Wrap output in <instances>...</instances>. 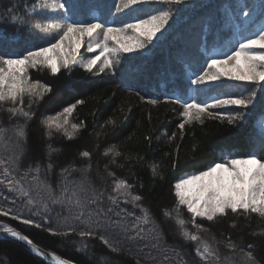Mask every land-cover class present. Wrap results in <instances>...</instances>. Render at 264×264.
<instances>
[{
	"label": "snow or ice",
	"instance_id": "1",
	"mask_svg": "<svg viewBox=\"0 0 264 264\" xmlns=\"http://www.w3.org/2000/svg\"><path fill=\"white\" fill-rule=\"evenodd\" d=\"M184 2L186 0H119L114 5L115 11L121 13L128 10L129 17L115 21L102 19L100 16L77 18L70 13L68 0H24L22 7L13 0V3L0 11V40L7 35V29H11L13 33H22L25 29L34 30L47 38L43 45H31L18 52L0 51V110L9 113L10 117H23L25 120L34 117L32 105L43 100L53 88L40 79H33V70H47L55 76L62 69L71 72L73 66L79 65L88 73H93L94 70L99 73L115 72L123 54L149 50L148 46L158 39V34H163L173 17L171 6ZM145 5L159 7L140 14ZM45 11L52 14L51 19L45 22L34 19L38 13ZM243 15L247 17L249 12L246 11ZM94 34L98 42L95 49L89 45V51L99 50L100 55L84 59L80 57V50ZM259 50H264V25L236 40L233 47L222 53L223 58L209 56L205 59L201 71L195 73V79L191 80V84L202 86L200 92L203 98L197 95L175 99L172 96L166 97V102L178 104L182 108L179 115L183 119L178 124L181 139L186 125L197 122L203 124L205 117L214 116L226 120L229 125L244 120L243 110L253 104L257 89L264 90V51ZM231 81L244 82V89L250 91L245 95L243 90H231ZM25 97L28 98L27 106ZM147 102L152 105L159 103L156 99H148ZM83 103V100H77L55 114L43 115L40 123L45 135L51 138L53 133L58 132L68 139L74 138L86 125L83 121L71 123L70 117L77 105ZM233 107L240 110L216 113L210 111ZM115 124L116 121L109 118L101 128ZM260 128L259 148L251 147L242 154L221 151L203 170L184 173L172 184L175 204L171 210L163 209L162 215L166 220L174 221L181 241L195 245L194 260L186 258L189 253L179 244L167 242L160 223L151 209L143 203L144 198L133 191V185L126 179H113L111 190L92 183L88 178L92 168V154L89 151L80 153L81 157L89 161L83 167L77 168L75 164H69L60 169L58 194L51 184L39 178L42 172L53 169L51 161L45 166L37 161L22 170L20 165L27 140L25 125L16 124L11 128L0 125V184L9 193L21 198L29 211L35 207L33 215H42L43 220L49 219L52 205H60L66 209L67 216L58 214V219L63 222V230L52 227L46 230L53 236L77 235L80 241L76 251L85 256L91 255L86 239L98 238L115 254L126 250L128 245L135 246L144 254L137 258V264H140V259H143L144 264H259L253 256V245L238 247L231 236L217 240L210 229L197 223V219L213 225L228 219L230 213L245 219L255 214L264 219V121H261ZM145 139L151 143L150 136ZM175 139L176 133L173 132L168 140L172 142ZM46 147L49 157L57 151L50 144ZM179 147L176 145L172 168H176L179 163ZM197 149L198 145L193 144L191 151L196 152ZM103 155H110V163L117 164V158L122 153L116 145H111ZM125 159L130 161L132 157L127 156ZM149 168L153 180L163 179L164 169L160 164L153 162ZM104 169L108 176H115L114 172L108 170V164L104 165ZM77 171L81 173V179H69L71 173ZM30 174H34L31 179ZM122 202L130 204L133 210L122 207ZM181 209L190 214V221L183 218ZM0 215L12 216L25 225L42 227V222L24 218L19 210L14 212L13 209L0 206ZM189 223L191 229L188 227ZM230 226L236 227L235 220ZM0 232L5 234V238L11 237L24 242L35 256L46 260L48 264H73L56 252L41 249L32 239L9 225L0 223ZM252 235H264V229L253 232ZM221 245L230 255L221 251ZM100 259L104 260L106 257L101 256Z\"/></svg>",
	"mask_w": 264,
	"mask_h": 264
},
{
	"label": "trees",
	"instance_id": "2",
	"mask_svg": "<svg viewBox=\"0 0 264 264\" xmlns=\"http://www.w3.org/2000/svg\"><path fill=\"white\" fill-rule=\"evenodd\" d=\"M15 2L21 7L24 4V0H15ZM11 3L13 0H0V11ZM117 3L119 0H68L71 6L70 13L77 18L88 19L91 16L102 18L101 15L108 11L111 4L109 14L102 19L117 21L128 19V10L121 13L115 11L114 5ZM262 5L264 0H186L180 5H172L173 17L169 24L163 30V34H158V39L148 46L149 50H146L149 55L145 60L148 61L146 68L130 74L131 77L123 74L131 71L129 69L126 71L121 64L117 66L115 72L103 73L96 70L88 73L79 65L73 66L71 72L62 69L55 76L47 70L40 72L33 70L31 72L33 79H40L53 88V91L43 100L32 105L34 117L31 120L10 117L9 113L0 110V125L7 128L16 124L25 125L27 140L24 144L25 154L20 165L21 169H26L29 164L34 165L37 161L42 166L51 161L54 165L53 169L42 172L39 178L51 184L58 194L61 180L60 169L69 164H75L77 168L83 167L89 161L81 157L80 153L89 151L92 154V168L88 178L92 183L97 187L102 186L111 190L113 179H126L133 185V191L144 198L143 203L151 209L160 223L167 242L179 244L189 253L186 258L194 260L195 245L181 241L174 221L166 220L162 215L163 209L171 210L175 204L172 184L184 173L203 170L204 166L211 163L221 151L242 154L251 147L259 148L261 131L259 122L264 112V90L257 89L253 104L247 110H243L244 120L238 121L235 125H229L226 120L214 116L205 117L203 124L197 122L186 125L181 139L178 129V124L183 119L179 115L182 111L181 106L166 102L168 95L164 92L161 94L160 89L153 87L161 80L180 77L182 73L177 72V69L183 63V58L186 57L188 60L194 52H201L205 42H208L210 47H218L220 52L224 53L228 48L233 47L236 40L257 31L261 25H264ZM157 7L159 6L145 5L141 8L140 14ZM246 11L249 12L247 17L243 15ZM51 18L52 14L45 11L38 13L34 19L45 22ZM46 38L34 30L25 29L22 33H13L11 29H7V35L0 40V51L18 52L31 45H43ZM182 66L188 74V65L184 63ZM152 67H157L155 70L160 75L167 70L166 76L158 78L160 75L157 76L153 71L149 72ZM119 70L123 73L121 74ZM126 77H130L131 80H124ZM193 77L194 75L190 73V82ZM180 81H184V84L178 86L180 92L186 91L187 94L178 96V92H176L177 95L173 93V99L184 98L190 93V88H185L186 80ZM229 85L231 90H243L245 95L247 91H250V89H244V82L231 81ZM148 99H156L159 103L152 105L147 102ZM77 100H83L84 103L77 105L70 121L71 123L83 121L86 127L72 139L58 132L48 138L40 123L41 117L45 114H55ZM27 103L28 98L25 97V106ZM239 110L235 107L227 110L210 109L213 113ZM109 118L116 121L115 126L108 125L101 128V125ZM173 132L176 133V139L169 142L168 137ZM146 136L151 137L150 144L145 139ZM49 144L57 149L50 157L47 155L46 147ZM193 144L198 145L196 152L191 151ZM111 145H116L122 153L117 158V164L110 163V155H103L105 149ZM176 145L180 146L179 163L176 168H172V161L176 157ZM169 153L171 155H166ZM127 156H131L132 159L126 160ZM137 157L143 159H137ZM153 162L163 167V179L151 178L149 165ZM105 164L109 165V171L115 173L114 177L107 175L104 169ZM31 175L34 174H30L29 179ZM69 179L79 180L81 173L73 172ZM13 200L15 203H12ZM0 206L13 209L14 212L19 210L24 218H34L37 222H42V227L25 225L12 216L0 215V222L17 228L35 244L75 263L137 264V258L144 255L132 245L126 246V250L119 254L112 253L98 238L86 239L91 255L90 257L82 255L76 251L80 241L77 235L53 236L46 230L49 227L63 230V222L57 220H60L58 214L68 215L66 209L60 205H52L48 214L49 219L43 220L42 215H33L36 212L35 207L29 211L24 207L22 199L16 197L14 193H9L2 184H0ZM121 206L127 207L129 211L133 210L130 204L126 205L122 202ZM136 211L139 215V210ZM181 213L185 220H191L190 214L185 209H181ZM233 220L236 222L235 228L230 226ZM197 223L210 229L217 240H224L227 236H231L238 247L246 248L249 244L253 245V256L259 264H264V235H252L253 232L264 229V219L255 214L245 219L230 213L228 219L215 225L200 219H197ZM188 227L192 228L190 223ZM221 251L225 255H230L223 245H221ZM101 256L106 259L101 260ZM107 259H113L116 263L106 262ZM0 264H48V262L35 256L15 241L0 239ZM140 264H144L143 259H140Z\"/></svg>",
	"mask_w": 264,
	"mask_h": 264
},
{
	"label": "rangeland",
	"instance_id": "3",
	"mask_svg": "<svg viewBox=\"0 0 264 264\" xmlns=\"http://www.w3.org/2000/svg\"><path fill=\"white\" fill-rule=\"evenodd\" d=\"M97 42H98V38L95 36V34H94V36H93V38H91L90 40H88V41H86L85 42V45L82 47V50H80V57H82V58H84V59H87V58H89L90 56H92V55H100V52H99V50H96V51H94V52H91L90 54L88 53V52H90L89 51V45L91 46V48L92 49H95L96 48V44H97ZM259 51H264V50H259ZM87 52V53H86ZM85 53V55H83ZM146 53V51H143V52H137V53H125V54H123V56H122V58H121V62L122 61H124V59L126 58V59H131V58H134L135 57V59H137V60H142V58H144V59H146L144 56V54ZM87 54H89V56H87ZM87 56V58H85ZM139 57H142V58H139ZM150 58V57H149ZM149 58L147 59V60H149ZM101 59H103V57H101ZM120 62V63H121ZM146 61H142L137 67H144V66H147V62L145 63ZM152 71V70H151ZM130 77H131V75H129ZM130 77H126L124 80H131V78ZM261 121H264V112H263V114H262V118H261V120H260V122H259V128H260V123H261ZM260 130H261V128H260ZM46 149V148H45ZM192 172V171H191ZM58 222H60V221H62V220H57ZM109 262V261H111V262H113V263H116V261L115 260H113V259H107L106 260V262Z\"/></svg>",
	"mask_w": 264,
	"mask_h": 264
},
{
	"label": "water",
	"instance_id": "4",
	"mask_svg": "<svg viewBox=\"0 0 264 264\" xmlns=\"http://www.w3.org/2000/svg\"><path fill=\"white\" fill-rule=\"evenodd\" d=\"M14 229H15V228H14ZM16 230H17V229H16ZM18 231H19V230H18ZM19 232H21V231H19ZM21 233H22V232H21ZM22 234H23V233H22ZM23 235H25V234H23ZM0 238H5V234H3L2 232H0ZM5 239L13 240V241L19 243L20 245H22L23 247H25L27 250L30 251L29 247H26L24 242L17 241L15 238H11V237H9V238H5ZM36 245H37V244H36ZM37 246H39V245H37ZM39 247H40V246H39ZM40 248L43 249V250H45V251H47V252H50V251H48V250H46V249H44V248H42V247H40ZM30 252H31V251H30ZM73 264H76V263H73Z\"/></svg>",
	"mask_w": 264,
	"mask_h": 264
}]
</instances>
